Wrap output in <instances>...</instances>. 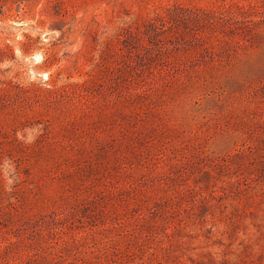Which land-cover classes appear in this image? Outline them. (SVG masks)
<instances>
[{
	"label": "rangeland",
	"instance_id": "374dc122",
	"mask_svg": "<svg viewBox=\"0 0 264 264\" xmlns=\"http://www.w3.org/2000/svg\"><path fill=\"white\" fill-rule=\"evenodd\" d=\"M0 264H264V0H0Z\"/></svg>",
	"mask_w": 264,
	"mask_h": 264
}]
</instances>
